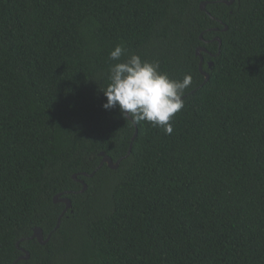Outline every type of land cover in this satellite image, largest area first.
Listing matches in <instances>:
<instances>
[{
    "label": "trees",
    "instance_id": "1",
    "mask_svg": "<svg viewBox=\"0 0 264 264\" xmlns=\"http://www.w3.org/2000/svg\"><path fill=\"white\" fill-rule=\"evenodd\" d=\"M117 44L191 77L171 134L103 109ZM14 262L264 264V0H0V264Z\"/></svg>",
    "mask_w": 264,
    "mask_h": 264
},
{
    "label": "clouds",
    "instance_id": "2",
    "mask_svg": "<svg viewBox=\"0 0 264 264\" xmlns=\"http://www.w3.org/2000/svg\"><path fill=\"white\" fill-rule=\"evenodd\" d=\"M109 60L115 63L110 64L107 86L101 89L106 98L103 109H118L125 121L137 124L145 121L153 127L163 128L165 134H171V122L184 108V96L191 87V77L172 79L159 70L158 62L129 55L122 44L110 51Z\"/></svg>",
    "mask_w": 264,
    "mask_h": 264
},
{
    "label": "water",
    "instance_id": "3",
    "mask_svg": "<svg viewBox=\"0 0 264 264\" xmlns=\"http://www.w3.org/2000/svg\"><path fill=\"white\" fill-rule=\"evenodd\" d=\"M233 1L234 0H221V2H224V3H227V4H231V3H233ZM205 6H206V2H203L201 4V8L202 9H205ZM227 28L228 27L226 26L225 29H227ZM201 38H202V35H201ZM213 40L218 41L219 42V45H221V43H222L220 37H215ZM201 51H207V50H206L205 47H198L197 48V55H199L200 56V59H201L200 60V63H199V69H200L201 73L205 76V81H208V79H209V73L203 70V56L201 54ZM212 65H213V62H210L209 63V66L212 67ZM133 123L136 126L135 122H133ZM136 135H137V128L135 129V133H134V135L132 137V142L130 144V147H129V150H128L127 155L130 154V151H131V148H132V143H133ZM100 155L103 156L102 164L107 163L111 168H117L119 166L121 159H118L116 162H114L113 159L110 156H108V155L105 154V152H101ZM84 174H86V173H84ZM77 175H78V173L74 174L73 177L75 179H77ZM80 182L84 183L83 180H80ZM86 188H87V185L84 183L83 190H85ZM54 201L55 202H64L66 204V208H65L64 212L72 206L71 199L68 198V197H65V196L62 197V193L56 194L54 196ZM60 222H61V217H59L57 226L60 225ZM31 238H37L42 244H44V243H46L49 240L50 236L45 239L44 234H43V230L40 227H36L34 229V233L31 236ZM17 245H19V243ZM22 251L25 252L24 255H21L15 262H17L20 259H27V258H29V255H30L29 252L27 250H25V249H22ZM15 262L13 264H15Z\"/></svg>",
    "mask_w": 264,
    "mask_h": 264
},
{
    "label": "flooded vegetation",
    "instance_id": "4",
    "mask_svg": "<svg viewBox=\"0 0 264 264\" xmlns=\"http://www.w3.org/2000/svg\"><path fill=\"white\" fill-rule=\"evenodd\" d=\"M215 29H216V30H218V28H217V27H216Z\"/></svg>",
    "mask_w": 264,
    "mask_h": 264
}]
</instances>
